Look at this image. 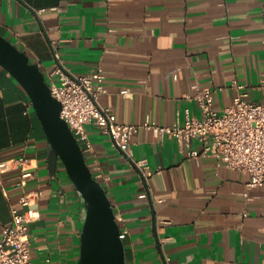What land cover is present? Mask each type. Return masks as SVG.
I'll return each mask as SVG.
<instances>
[{
  "label": "crops",
  "instance_id": "crops-1",
  "mask_svg": "<svg viewBox=\"0 0 264 264\" xmlns=\"http://www.w3.org/2000/svg\"><path fill=\"white\" fill-rule=\"evenodd\" d=\"M0 32L47 79L58 65L78 75L103 66L108 91L100 103L123 123H184L187 108L202 116L189 98L195 83L215 88L219 110L243 90L264 99L257 87L264 0H0ZM87 129L88 162L129 230L128 264H264V184L249 188V173L216 156H189L175 136L141 127L131 155L96 123ZM49 154L29 92L0 64V162L25 155L34 170L26 185L20 165L0 174V236L11 202L33 191L31 206L19 204L37 212L32 264H79L83 199L62 161L51 168ZM143 158L155 170L150 176L137 164Z\"/></svg>",
  "mask_w": 264,
  "mask_h": 264
},
{
  "label": "built area",
  "instance_id": "built-area-1",
  "mask_svg": "<svg viewBox=\"0 0 264 264\" xmlns=\"http://www.w3.org/2000/svg\"><path fill=\"white\" fill-rule=\"evenodd\" d=\"M48 82L52 92L63 103L62 116L80 142L88 147H92L88 123L94 122L111 134L115 144L131 155V140L144 127L162 138L167 135L177 137L182 152L189 156H216L221 164L249 173V188L264 184V99L251 100L246 90L238 93L231 105L219 110L214 104L215 88L195 83L193 87L197 91L189 94V98L198 101L202 116L194 115L187 108L184 123L177 120L163 125L148 119L143 124H137L118 121L113 108L100 103L101 96L108 91L103 66L91 73L78 75L58 65L49 74ZM239 85L246 87L245 84ZM257 87L264 90V80ZM194 140H199L201 146H195ZM29 159L24 155L1 161L0 174L20 165L23 173L19 183L26 185L34 175ZM137 164L146 176L155 172L147 158L137 160ZM102 175L97 172L95 176L99 179ZM245 194L250 197L249 192ZM35 199L33 191H26L19 202H11L13 217L4 224L0 236V264H32L30 222L37 217V212L32 208L22 211L19 204L31 206ZM117 219L121 222L124 217L117 214ZM128 231V228L121 227V236L125 238Z\"/></svg>",
  "mask_w": 264,
  "mask_h": 264
},
{
  "label": "water",
  "instance_id": "water-1",
  "mask_svg": "<svg viewBox=\"0 0 264 264\" xmlns=\"http://www.w3.org/2000/svg\"><path fill=\"white\" fill-rule=\"evenodd\" d=\"M0 64L29 92L46 131L52 169L65 165L85 208L79 264H128L125 239L114 204L94 175L83 144L62 116L63 103L52 92L45 72L27 51L0 32Z\"/></svg>",
  "mask_w": 264,
  "mask_h": 264
}]
</instances>
